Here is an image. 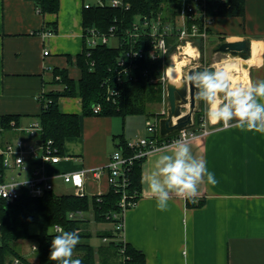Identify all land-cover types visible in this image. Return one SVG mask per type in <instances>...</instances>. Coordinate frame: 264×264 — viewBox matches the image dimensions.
<instances>
[{"label": "crops", "instance_id": "0c3cea01", "mask_svg": "<svg viewBox=\"0 0 264 264\" xmlns=\"http://www.w3.org/2000/svg\"><path fill=\"white\" fill-rule=\"evenodd\" d=\"M83 9L84 0H60L56 13L40 12L34 0H0V116L20 114L24 127L38 119L42 91L63 88L53 82L56 68L81 77L76 56L84 48ZM54 22L55 33H35ZM210 27L225 41L248 39L249 58L237 61L248 70L250 83L264 80V0H246L244 17L215 16ZM60 104L80 114L81 133L66 138L67 158L45 165V172L55 176L54 190L70 193L61 191L66 182L60 175L85 169L87 194L107 192V173L95 178L92 170L107 166L119 148V133L131 140L129 129L117 131L116 116L84 115L80 97L61 96ZM207 127L208 133L189 139L193 155L206 160L218 181L199 186L201 203L173 195L168 209L160 211L142 183L136 204L125 212L123 238L144 253L145 264H264V134L222 123ZM22 133L16 129L5 135ZM148 153L142 178L154 166Z\"/></svg>", "mask_w": 264, "mask_h": 264}, {"label": "trees", "instance_id": "16d2710c", "mask_svg": "<svg viewBox=\"0 0 264 264\" xmlns=\"http://www.w3.org/2000/svg\"><path fill=\"white\" fill-rule=\"evenodd\" d=\"M34 1L40 12L59 11L60 0ZM124 1L129 3L128 8L110 4L84 7V33L90 28L109 32L115 25L116 34L119 35L121 43L118 46L101 43L90 47L83 36V51L76 56L81 77L76 80L70 77L66 68H56L53 82L61 84L63 88L45 90L44 95L39 97L42 109L37 117L43 126L41 138L52 139L59 153L64 154L66 138L79 136L81 133L80 114L64 111L60 104L61 96L80 97L82 111L86 116H120L123 119L135 114H146L149 117L166 116L161 109L157 108V105L165 98L164 81L161 79L163 60H151L145 48L144 56L136 60L137 64L130 70L132 76L129 78L124 72L120 73L118 57L131 45V38L125 34V29L138 16L163 13L165 19H173L181 8L182 0ZM207 4L209 14L213 17H244L246 14V0H207ZM50 28L56 32L57 22H54ZM211 36H213L212 33H210V41L213 39ZM221 38L218 44L225 41L223 36ZM170 41L173 40L170 39ZM200 48L203 51L202 45ZM174 49L175 44H171L170 54ZM170 54L168 53L166 57L164 63L166 66L170 65ZM109 86L116 90L115 94H110ZM97 104L101 105V109L95 112L94 106ZM20 117V114L0 116V124L7 129L11 128L12 120L19 125ZM204 118L205 106L201 103L195 110L193 124L187 128L199 132ZM177 132L178 130L166 135L157 133V137L160 142H169ZM118 137V149L124 156L132 158V162L127 166L126 188L131 196L130 199L137 201L142 191V164L147 154L137 156L139 149L130 147L123 134ZM1 167L0 157V169ZM121 198L122 191L114 186H110L105 193L94 195H77L75 192L57 193L55 190H49L42 196L23 194L11 203L0 198V264H8L14 256L20 257L25 264H54L49 260V255L51 239L56 234L54 226L57 224L66 231L78 232L80 242L74 249L73 258L80 259L82 264H117L118 262L145 264V255L141 250L126 240L115 239L121 231L115 227L117 219L113 213L121 210L119 206ZM200 203L199 201L198 204ZM188 204L194 203L188 201ZM78 211H83L84 215L80 216ZM88 211L93 212L96 222H113V228L98 232L102 239L109 238L108 241L103 240V243L98 246L89 242L92 233L87 230L90 218H87L85 214ZM69 213L73 214L72 219L68 218ZM33 226L37 229L32 230ZM22 239L34 240L37 244V258H28L15 247L14 243Z\"/></svg>", "mask_w": 264, "mask_h": 264}, {"label": "built area", "instance_id": "2783aa9c", "mask_svg": "<svg viewBox=\"0 0 264 264\" xmlns=\"http://www.w3.org/2000/svg\"><path fill=\"white\" fill-rule=\"evenodd\" d=\"M106 4L115 7H129V3L124 0H84V7L104 6ZM212 20L213 16L209 14L207 0H182L181 8L173 19H165L163 13L138 16L125 29V34L131 38V45L118 57L120 73L124 72L130 78L132 76L130 70L135 68L137 64L136 60L144 56L146 52L145 48L151 60H163V65L168 53L170 54L169 48L171 44H175V52L182 49L180 51H183L182 53H184L187 46L191 45L197 50L199 55L200 47L195 44V40H205L210 36L209 28ZM35 33L46 37L55 32L51 28H43ZM83 36L86 39V44L90 47L101 43L109 44V40L112 37L116 38L117 43L110 45L118 46L121 43L119 35L116 34L115 25L110 28L109 32H102L97 28H90L86 30V33L83 32ZM170 39L173 41H170ZM48 52L46 49L45 54H48ZM174 56V53L170 54L171 58H175ZM108 91L111 95L116 93V90L111 86L108 87ZM43 95L44 91H42L39 97ZM100 109V104L94 106L95 112H98ZM161 111L163 114L166 113L165 110ZM161 118L154 116V120L150 118L147 120L149 135L128 141L130 147L139 149V152L136 154L137 156L147 154L153 148L161 147L180 139L181 133H185L189 139H192L200 134L204 135L209 131L205 117L202 120V127L199 132L183 128L178 130L171 141L160 142L157 133H160L159 122ZM11 124L12 127L8 129L0 124V157L2 163L0 169V186L18 184L16 188L8 192L7 197L0 195V198H3L7 203L14 202L23 194L42 196L49 190H54L55 176L45 172V165L59 162L64 157L67 158L66 155L59 153L58 147L52 139L43 140L41 138L43 126L39 118L24 127L16 125L13 120ZM16 129L22 130L23 133L11 137L5 135L8 130ZM117 152L120 153L118 163L113 159V154ZM131 162V157L124 156L121 150L117 149L110 155L106 167L92 170L95 178H100L103 173H107L109 185L122 191V198L119 203L121 210L113 213V216L117 219L115 227L121 231L118 237L115 238L116 240H125L123 238L125 212L137 202L130 199L131 196L127 193L126 188L128 184V176L126 175L127 166ZM60 177L64 182L72 184L75 188L74 192L77 195L87 194L85 187L87 170L82 169L65 172ZM77 178H79V183H77ZM25 181L26 183H24ZM77 213L80 216L84 215L83 211H78ZM103 240L108 241V237H104ZM33 247L37 251V244L34 242L31 245V251L36 252ZM8 264H25V262L20 257L14 256ZM117 264L123 263L118 262Z\"/></svg>", "mask_w": 264, "mask_h": 264}, {"label": "clouds", "instance_id": "9594fccd", "mask_svg": "<svg viewBox=\"0 0 264 264\" xmlns=\"http://www.w3.org/2000/svg\"><path fill=\"white\" fill-rule=\"evenodd\" d=\"M237 67L225 60L212 68L193 71L186 77V83L196 89L195 99L205 106L206 124L222 123L224 128L264 134V80L254 84L237 83L234 75ZM164 72L167 79L175 83V69L167 67ZM148 155L154 157V166L143 176L142 183L160 211L168 209L173 195L197 203L202 183L211 186L218 183L214 173L208 170L206 160L193 155L185 133L170 144L153 148ZM113 159L118 163L120 153H114ZM17 185L0 186V195L7 197ZM68 218H73L71 213ZM54 232L49 260L54 264H82L80 259L73 258L74 249L80 242L78 232L66 231L59 224L54 226Z\"/></svg>", "mask_w": 264, "mask_h": 264}, {"label": "rangeland", "instance_id": "374dc122", "mask_svg": "<svg viewBox=\"0 0 264 264\" xmlns=\"http://www.w3.org/2000/svg\"><path fill=\"white\" fill-rule=\"evenodd\" d=\"M219 35V34H218ZM210 37V36H209ZM209 37L207 39H198L195 40V44L198 45L200 47V45L203 46V51L201 50V48H199V55L197 50L194 49V57H185L186 54L180 52L179 50H177V52L174 51L171 54H175V58H171V62L169 66H166V64L163 65V73L161 76V79L164 81V87H165V95H164V100L162 103L157 105V108L161 109V110H165V115H167L168 113V107H169V103H168V97H167V77L165 76V72L164 69H166V67H179V74L180 75V81H184L186 80V77L188 76V72L190 69H193L194 71L199 70L200 68H212L216 63V65L222 63L225 60L228 61H232V60H237L239 59V61H243L241 57H234L231 54H228L227 52H222V51H216L215 48L217 47V45H219L218 43L221 41V38H219L218 36H211L213 39L212 41H210ZM117 40L116 38H111L109 40V44H116ZM191 46V45H189ZM196 52V53H195ZM186 60L184 65H178V63L176 62V60ZM232 59V60H231ZM245 67L248 68L247 64H244ZM178 82V83H179ZM197 105L199 106L202 102H199L196 100ZM189 108V106H184L183 107V111H187ZM148 118L154 120V116H148L146 114H135V115H128L125 119H123L120 116H116L113 117L114 122H115V128L117 129V131L119 132H123V128L126 125V127L129 129L128 135L131 137L132 139H137L139 137L145 136V135H149L150 132L147 129V120ZM122 134V133H119ZM118 139L119 142V137H116ZM61 190V189H60ZM74 187L70 184V183H65L64 189H62L61 191L64 192H73ZM86 217L90 218L88 225H87V230L90 231L92 233V236L89 237V242H91L92 244H95L96 246H98L99 244L103 243V239L101 236H99L98 232H103L104 230L107 229H111L113 228V222L110 221H106V222H96L93 218V212L92 211H88L86 212ZM37 227L33 226L32 230H36ZM101 234V233H100ZM109 240V238H108ZM34 240L33 239H22L19 241H16L14 243L15 247L21 252L23 253L26 257L28 258H37V253L36 252H32L31 251V245L33 244Z\"/></svg>", "mask_w": 264, "mask_h": 264}, {"label": "water", "instance_id": "95a60500", "mask_svg": "<svg viewBox=\"0 0 264 264\" xmlns=\"http://www.w3.org/2000/svg\"><path fill=\"white\" fill-rule=\"evenodd\" d=\"M216 51L227 52L234 57L248 59L250 55V41L248 39L224 41ZM194 70L190 69L188 75ZM196 89L187 84L186 80L179 83L167 81L168 113L159 122L160 133L166 135L174 131L187 128L193 124L194 113L198 105L195 99ZM184 106H189L183 111Z\"/></svg>", "mask_w": 264, "mask_h": 264}, {"label": "bare ground", "instance_id": "6f19581e", "mask_svg": "<svg viewBox=\"0 0 264 264\" xmlns=\"http://www.w3.org/2000/svg\"><path fill=\"white\" fill-rule=\"evenodd\" d=\"M194 48L193 46H187L185 48V51H184V54H186L185 57H188V56H194ZM196 53V52H195ZM242 59V58H241ZM232 60V59H231ZM239 60V59H237ZM237 60H232L230 62L234 63L235 65H237L238 67L236 68L235 70V79H236V82L237 83H241V84H246V83H250L249 81V75H248V70L246 68H244L241 63ZM242 60H247V59H242ZM185 61L184 59L182 60H176V62L178 63V65H184L185 64ZM219 65V64H218ZM175 69V72H174V78H175V82L178 83L180 81V76L178 75L179 74V67H172ZM52 102V101H51ZM114 104V103H113ZM45 139V138H44ZM15 202V201H14ZM110 220V219H109Z\"/></svg>", "mask_w": 264, "mask_h": 264}, {"label": "snow or ice", "instance_id": "6c2138e0", "mask_svg": "<svg viewBox=\"0 0 264 264\" xmlns=\"http://www.w3.org/2000/svg\"><path fill=\"white\" fill-rule=\"evenodd\" d=\"M77 183H79V178H77Z\"/></svg>", "mask_w": 264, "mask_h": 264}]
</instances>
